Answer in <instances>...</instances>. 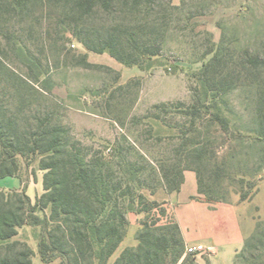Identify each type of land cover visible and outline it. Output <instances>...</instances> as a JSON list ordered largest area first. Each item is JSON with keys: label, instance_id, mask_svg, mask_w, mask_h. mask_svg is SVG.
<instances>
[{"label": "trees", "instance_id": "1", "mask_svg": "<svg viewBox=\"0 0 264 264\" xmlns=\"http://www.w3.org/2000/svg\"><path fill=\"white\" fill-rule=\"evenodd\" d=\"M199 15L187 0H0V179L14 177L21 185L0 191V264H33L34 252L13 240L23 226L38 229L41 264H107L127 233L128 214H143L144 220L136 245L112 264H198L196 254L185 255L165 204L149 196L159 189L179 192L185 171L196 176L193 199L207 204H231V195L245 203L257 195L264 180V56L247 48L236 62L235 49L214 44L204 32L206 48L197 61L210 57L189 87L190 104L155 103L127 122L123 106L130 110L136 94L129 100L124 95L140 81L119 86L103 102L104 117L120 129L128 123L135 139L123 134L96 148L62 123L50 80L39 79L45 72L30 50L44 36L58 51L73 40L87 52L145 71L161 57L167 39L193 31L190 23ZM42 20L44 34L35 35ZM10 53L27 66L28 79L6 65ZM74 60L99 68L85 54ZM241 87L255 94L254 129L246 136L230 133L219 106ZM20 160L36 162L43 172L42 193L33 203L19 177ZM233 264H264V217L256 218Z\"/></svg>", "mask_w": 264, "mask_h": 264}, {"label": "rangeland", "instance_id": "2", "mask_svg": "<svg viewBox=\"0 0 264 264\" xmlns=\"http://www.w3.org/2000/svg\"><path fill=\"white\" fill-rule=\"evenodd\" d=\"M173 2V1H172ZM191 5H196L200 15L192 23V30L188 29L182 36H171L164 44L160 58L155 60L151 69L140 71L136 67H124L107 54L97 55L84 50L75 41L64 43V50L58 51L49 44V39L44 36L38 40L36 46H30L31 53L39 59V70L45 72L39 79H49L50 97L60 106L59 115L63 124L70 130L75 139L85 145L98 148L106 142L113 143L125 134L134 140L132 128L127 123L124 129L111 119L105 118L103 102L110 93L115 92L119 86H124L130 81L139 80L138 88L131 87L126 91L124 98L129 100L135 97L136 102L128 110L123 106L122 114L131 117L142 116L148 108L162 100L181 101L190 104L189 87L196 82L195 75L200 71L204 61H197L204 51L206 36L210 33V40L214 44L223 42L224 45L235 49L234 59L237 62L244 49H249L261 57L264 56V0H187ZM38 17L40 13L36 11ZM34 26V34L43 33L45 21ZM19 28V27H15ZM193 32V33H192ZM234 41L233 43H231ZM60 45V44H59ZM85 54L87 61L99 68L85 69L75 65L74 57ZM238 56V57H237ZM6 65L11 71L22 79H28L29 69L20 63L10 53ZM243 76H241L242 79ZM255 94L254 90L241 87L230 92L220 101V108L229 120L230 133L240 132L242 135H252L254 129ZM259 147V146H258ZM259 148L253 151L257 157ZM21 170L19 177L22 182L30 186L29 195L32 203L37 195L42 193L37 183L41 181L43 172L38 170L36 162L20 160ZM264 177V170L259 172ZM15 179V180H14ZM19 180L8 177L0 181V187L12 191ZM21 188V185H20ZM232 204L238 203L237 196H230ZM159 203H164L159 201ZM244 204L247 209L242 210V218L251 217L255 224L257 217H264V180L259 182V192L252 201ZM165 204V203H164ZM168 217L172 216L169 206ZM129 225L127 233L109 258L107 264H112L126 247L136 245L135 233L139 223L144 220V215L128 214ZM38 229L23 226L18 230V235L13 239L25 243L33 252V264H41L38 254L35 234Z\"/></svg>", "mask_w": 264, "mask_h": 264}, {"label": "crops", "instance_id": "3", "mask_svg": "<svg viewBox=\"0 0 264 264\" xmlns=\"http://www.w3.org/2000/svg\"><path fill=\"white\" fill-rule=\"evenodd\" d=\"M172 1L174 5L179 4V0ZM40 183L41 181L37 183L38 187ZM12 189H20V183L17 181L16 187ZM2 190L8 188L0 187V191ZM29 191L30 186L26 194L31 199ZM197 196L196 176L191 171H185L179 192L167 193L164 189H159L149 198L157 202L162 201L165 206L170 207L169 210L179 227L185 245H201L205 248L204 253L197 255L198 264H233L236 254L243 247L244 239L255 226L251 217L242 218V210L247 209L244 204L248 203L207 204L193 199Z\"/></svg>", "mask_w": 264, "mask_h": 264}, {"label": "built area", "instance_id": "4", "mask_svg": "<svg viewBox=\"0 0 264 264\" xmlns=\"http://www.w3.org/2000/svg\"><path fill=\"white\" fill-rule=\"evenodd\" d=\"M185 255L186 254H196L199 255L201 253H204L205 248L201 245H196V246H189L185 245Z\"/></svg>", "mask_w": 264, "mask_h": 264}]
</instances>
